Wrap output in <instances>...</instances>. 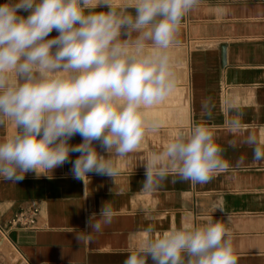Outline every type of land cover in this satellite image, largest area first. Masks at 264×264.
I'll return each mask as SVG.
<instances>
[{
	"label": "clouds",
	"instance_id": "clouds-1",
	"mask_svg": "<svg viewBox=\"0 0 264 264\" xmlns=\"http://www.w3.org/2000/svg\"><path fill=\"white\" fill-rule=\"evenodd\" d=\"M201 0H8L0 5V179L18 183L27 173L51 178L71 163L85 188L89 173L114 178L118 160L141 148L160 129L151 110L177 87L172 51L186 16ZM21 11L29 13L20 15ZM56 30L58 35L50 37ZM203 107L210 112V102ZM229 107H232L230 104ZM240 143L264 161V139L244 133L240 117L227 122ZM76 135L81 143L71 144ZM237 146L236 140L229 142ZM104 150L107 155H102ZM204 124L178 129L141 165V190L153 192L170 176L193 185L226 172L229 161ZM78 153L72 159V154ZM244 165V158L237 166ZM223 210V209H221ZM105 203L92 213L91 232H78L88 244L92 233L112 223ZM237 264L228 228L211 218L136 235L123 264Z\"/></svg>",
	"mask_w": 264,
	"mask_h": 264
},
{
	"label": "crops",
	"instance_id": "crops-1",
	"mask_svg": "<svg viewBox=\"0 0 264 264\" xmlns=\"http://www.w3.org/2000/svg\"><path fill=\"white\" fill-rule=\"evenodd\" d=\"M57 35L53 30L49 38ZM177 39L172 51L177 87L151 110L160 129L118 160L115 180L89 173L85 188L73 177L71 163L54 169L51 178L30 172L17 184L0 179V264H123L132 239L148 226L163 232L209 218L230 231L237 264H264V161L254 162L252 149L226 124L238 115L245 134L264 139V0H201L184 18ZM192 123L214 132L229 169L206 184L172 182L170 176L156 191H142L141 162ZM8 131L0 129V137ZM81 141L76 135L70 143ZM241 157L244 165L237 166ZM105 203L115 212L112 223L92 233L90 243H80L77 233L92 231L89 217H99ZM33 206L34 229H11L14 217Z\"/></svg>",
	"mask_w": 264,
	"mask_h": 264
},
{
	"label": "built area",
	"instance_id": "built-area-1",
	"mask_svg": "<svg viewBox=\"0 0 264 264\" xmlns=\"http://www.w3.org/2000/svg\"><path fill=\"white\" fill-rule=\"evenodd\" d=\"M37 217L38 209L33 206L29 210L19 212L9 223V226L11 229L30 231L34 229Z\"/></svg>",
	"mask_w": 264,
	"mask_h": 264
}]
</instances>
